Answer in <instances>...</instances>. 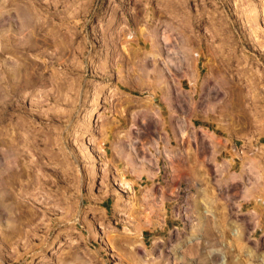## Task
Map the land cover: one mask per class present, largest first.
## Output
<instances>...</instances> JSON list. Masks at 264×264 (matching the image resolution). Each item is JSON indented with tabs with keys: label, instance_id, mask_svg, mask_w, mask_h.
Listing matches in <instances>:
<instances>
[{
	"label": "rangeland",
	"instance_id": "rangeland-1",
	"mask_svg": "<svg viewBox=\"0 0 264 264\" xmlns=\"http://www.w3.org/2000/svg\"><path fill=\"white\" fill-rule=\"evenodd\" d=\"M262 29L264 0H0V264H264ZM20 166L50 219H16Z\"/></svg>",
	"mask_w": 264,
	"mask_h": 264
},
{
	"label": "bare ground",
	"instance_id": "bare-ground-1",
	"mask_svg": "<svg viewBox=\"0 0 264 264\" xmlns=\"http://www.w3.org/2000/svg\"><path fill=\"white\" fill-rule=\"evenodd\" d=\"M261 33L260 35L262 36V38H264V29L260 30ZM17 47V46H16ZM30 50H32V45H25L24 47H21L18 51L17 50H14V52H20V53H28ZM23 70V79H24V82H23V85H21L17 79H15L10 85H14V87L18 86L19 87H22L24 86V84H27L30 80H31V76H29V72L26 70V66H24L21 71ZM19 76V75H18ZM11 140V139H10ZM12 141V140H11ZM25 141V140H24ZM56 144L59 143V140L56 139L54 141ZM5 144V143H4ZM16 144V143H15ZM18 144H19V141H18ZM27 144V143H26ZM23 146V145H21ZM19 147V146H18ZM124 152V151H123ZM122 152V153H123ZM127 152V153H126ZM123 155L125 156V159H126V163L129 165V168H130V171L131 173L136 177V178H143V176H147L149 178H152L154 176V171L152 170V168L155 166L153 160H146V159H142L140 160L139 162H136L134 158H132V155L130 154V152L128 153V151H125L123 153ZM44 157L42 156H36V159L35 160H32L33 163L35 165H37L38 167H41V166H44L45 168H49V169H52V167H49L50 163L47 159L44 161L43 159ZM31 161V163H32ZM12 163L16 164V166H18V163H20V159L17 160L16 158L14 160L11 161ZM53 162V161H52ZM32 163V165H33ZM55 163L59 164L63 170L67 173V170L66 168H64L63 166V163H61L59 160H57ZM27 165V164H25ZM15 166V167H16ZM14 167V168H15ZM17 169V168H15ZM25 169V168H24ZM39 169V168H38ZM28 170V169H27ZM37 170V168H36ZM34 172V170H33ZM39 172V171H38ZM63 172V171H62ZM32 173V172H31ZM26 174V173H25ZM44 174H46L45 171H43L41 174L37 175L36 176V180L33 182V179L29 178V176L26 177V179H20L24 174H23V169H21V166H20V169H17L15 170L13 173H11L8 177H7V184L9 186V189L10 191L14 192L12 193L11 192V195H12V201H15L16 205L18 206L17 208V212L16 213V219L19 221V224L21 226H24L25 223H28V222H32L34 221L35 219H39V217H41L42 215H46L48 219L51 218L52 215H56V212H55V206H58L57 202L55 201V204L54 205H51V203L53 204V202L50 203V200H49V196H44V194L42 193H39V195L35 192H29L26 188L28 186H34L37 185L36 187H40V185L46 187L48 186V182H49V176H47V179H44ZM52 175V174H51ZM50 180H52V176H50ZM120 178L125 180V173H120ZM61 181H64L65 183H69V180H68V177L65 178V180H62V179H59ZM51 183L53 182V184L55 185V183H57V179L56 180H52L50 181ZM126 182V181H125ZM58 184V183H57ZM15 185H17L18 187H16ZM53 185V186H54ZM126 185L129 186V183L126 182ZM41 186V187H42ZM52 186V187H53ZM131 186V185H130ZM133 186V184H132ZM33 187V188H34ZM51 185H50V188H52ZM75 187V186H73ZM36 189V188H35ZM68 189V188H67ZM38 190V189H37ZM47 190V189H46ZM51 190V189H50ZM255 190H252V189H248L246 191V194H245V198H251V197H255L256 193H255ZM36 191V190H35ZM55 196V195H53ZM66 194H63L60 196L64 205H66V207H64V209L61 211V215H59L61 218L66 215L68 213V210L70 209V204L69 202L67 201V198H66ZM52 197V196H51ZM57 197V196H56ZM143 199L147 198L148 197V194H146V192H144V194L142 195ZM60 199V198H59ZM58 199V200H59ZM31 201V202H29ZM52 201V200H51ZM23 203H29L30 205H34L37 207V209L39 208L40 210V213L39 211L36 210L35 211H32L30 209L28 210H22L21 209V206H23ZM60 206V205H59ZM63 206V205H62ZM61 206V207H62ZM63 208V207H62ZM56 210H58L56 208ZM8 217V216H7ZM9 218V217H8ZM40 220V219H39ZM147 222V221H146ZM145 223V222H143ZM50 227V226H49ZM20 227L18 225V227L16 226V228H14V230L11 232H16V231H19ZM36 230V229H35ZM11 234V233H10ZM143 248V247H142ZM141 248V249H142ZM143 251V250H142Z\"/></svg>",
	"mask_w": 264,
	"mask_h": 264
},
{
	"label": "crops",
	"instance_id": "crops-1",
	"mask_svg": "<svg viewBox=\"0 0 264 264\" xmlns=\"http://www.w3.org/2000/svg\"><path fill=\"white\" fill-rule=\"evenodd\" d=\"M207 136L210 139V141L213 142V140H214L213 135L209 134ZM207 143H208V140L203 142V143H200L199 149L201 151L205 150L207 148ZM181 164H182V166H186V164H187V159L184 156L181 157ZM259 182L261 183V180ZM162 186H164V190H162V188H161V205L164 206L166 204V201H167V196L169 195V192L171 191L172 185L167 186L164 184V185H161V187Z\"/></svg>",
	"mask_w": 264,
	"mask_h": 264
}]
</instances>
